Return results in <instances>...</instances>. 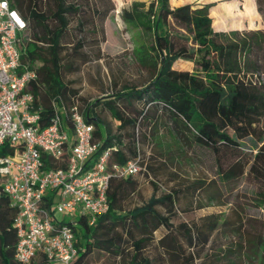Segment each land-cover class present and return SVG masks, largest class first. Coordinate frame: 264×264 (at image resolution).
I'll list each match as a JSON object with an SVG mask.
<instances>
[{"label":"trees","instance_id":"trees-1","mask_svg":"<svg viewBox=\"0 0 264 264\" xmlns=\"http://www.w3.org/2000/svg\"><path fill=\"white\" fill-rule=\"evenodd\" d=\"M8 1L26 22L21 63L36 73L29 88L31 111L39 113L40 127L49 124L52 101L61 100L66 106L77 103L85 120L94 126V141L100 143L92 160L115 147L111 163L123 165L140 155L146 168L140 175L147 176L157 170L149 162L153 161L149 151L157 139L168 136L183 150L214 156L218 177L225 184L245 173L260 184L251 196L261 216L243 217L242 204L236 207L235 218L210 214L186 221L178 215L185 212L179 209L183 194L198 201L201 196L210 203L219 200L222 192L197 179L184 189L171 187L160 196L153 195L146 204L126 210L124 203L136 193L138 181L135 177L113 178L106 196L108 212L93 226L78 219L75 236L79 249L73 264H86L95 253L120 257L123 264H264V145L258 146L264 143L259 131L264 123V30L215 31L209 15L213 3L171 8L169 0H153L148 5L133 1L122 10L121 19L140 30L146 40L136 59L148 71L149 80L142 88L125 87L123 92L114 91L81 108L77 92L63 77L78 70L76 60L80 57L87 61L80 53L89 32L87 21L80 19L72 34L69 29L70 20L79 16L82 7L67 0H48L51 6L44 10L45 0ZM255 4L264 19V0H255ZM110 10L96 12L104 20ZM233 12L227 5L221 8L219 19ZM66 48H70L68 58ZM178 60L191 63L192 69L174 71L172 66ZM105 113L117 124L114 130L103 123ZM66 124L71 131L69 121ZM244 140L256 149L250 164L240 155ZM11 152L7 145L0 147L1 156ZM43 159L47 162V156ZM167 159L171 165L172 157ZM62 166L49 163L52 168ZM230 195L226 194L238 197ZM202 207L199 204L197 208ZM14 215L9 198L0 194V264H20L14 258ZM40 257L38 264H49Z\"/></svg>","mask_w":264,"mask_h":264},{"label":"built area","instance_id":"built-area-1","mask_svg":"<svg viewBox=\"0 0 264 264\" xmlns=\"http://www.w3.org/2000/svg\"><path fill=\"white\" fill-rule=\"evenodd\" d=\"M25 33L18 10L0 0V147L12 150L0 155V194L15 209L17 262L29 264L43 256L49 264H73L79 249L76 216L93 226L109 210L111 179L135 177L146 168L140 155L123 165L111 163L115 147L92 160L100 143L77 103L52 101L49 124L40 127L39 113L31 111L29 88L36 73L21 63ZM49 163L64 166L52 168Z\"/></svg>","mask_w":264,"mask_h":264},{"label":"rangeland","instance_id":"rangeland-1","mask_svg":"<svg viewBox=\"0 0 264 264\" xmlns=\"http://www.w3.org/2000/svg\"><path fill=\"white\" fill-rule=\"evenodd\" d=\"M133 1L144 2L148 5L153 0H103L108 6L100 4L99 0H67L68 3H75L82 7L79 16H75L70 20L69 29L71 34L80 19L87 21L85 28L89 31L88 33L85 32V46L80 51L86 56L87 61L84 62L80 57L76 60L78 70L66 72L63 77L65 84L77 92L81 108L85 107L87 103H93L95 100L114 91H120L125 87L142 88L149 80L148 71L143 69L136 59V54L140 51V47L146 44V40L142 38L140 30L132 28L121 19L122 10L127 9ZM224 2H227L226 5L232 6L234 15L228 17L222 15L223 19L221 21L218 14L224 6ZM207 3L214 4L209 11V15L215 31L223 29L222 27H235L236 25H242L243 28L250 27L264 30V19L261 18L262 22L259 20L255 23L250 18L252 14L250 0H169L171 8L182 4L197 6ZM49 6H51L50 2L45 0L44 10ZM107 7L111 10L102 20L101 14L97 15V12H102ZM242 15L245 18L239 19L238 17ZM234 17L235 22H232ZM69 54L70 48H66L64 55L68 58ZM172 67L174 71H179L192 69V64L177 62ZM100 128H102L104 136V127L101 126ZM259 131H261L260 136H264V123H262ZM255 141L259 142V139L256 138ZM243 143L244 146L240 155L244 162L250 164L256 149L253 148L254 146L249 140H244ZM261 145H264V143L258 144L259 147ZM144 151L147 153L148 149L144 147ZM149 153L153 154V161L149 162L157 170L154 173L149 172L147 176H135L138 181V189L124 203L126 210L146 204L153 195L160 196L162 193L168 192L171 187L184 189L192 181L201 179L209 182L212 186H216L222 192L221 198L209 203L201 196H199L200 201H198V199L194 200L195 197L189 198L183 194L179 209H185V212L178 213L180 218L190 221L197 220L205 215L216 214L220 219H231L235 218V210H238V205L242 204L245 207L243 217L261 216L262 212L256 208L257 206H255L251 196L260 187L254 176L245 173L232 183L225 184L218 177L214 156L201 150H183L179 148L173 138L168 136H161L157 139ZM168 156L173 159L171 165L168 163ZM161 161H166L167 166H161ZM152 183L156 185L157 189L154 188ZM230 193L237 194L238 197L231 198ZM226 194L230 196H226ZM199 204L204 207L198 209ZM158 210L162 212L161 208H158ZM76 217L78 220L79 216ZM69 219V217H65V221ZM159 234L160 232L156 236H159ZM220 240L221 243H226L224 238H220ZM40 261L41 257L39 256L29 264H38ZM86 264H123V261L120 257L95 253L87 260Z\"/></svg>","mask_w":264,"mask_h":264},{"label":"crops","instance_id":"crops-1","mask_svg":"<svg viewBox=\"0 0 264 264\" xmlns=\"http://www.w3.org/2000/svg\"><path fill=\"white\" fill-rule=\"evenodd\" d=\"M250 3H251V7H252V14L250 16L251 20L254 21L255 23L256 22H259V20H260V22H262L261 17L259 15L258 11H257V7H256V4H255V0H250ZM226 4H227V2H224V6L222 8H225L227 6ZM178 6H181V5H177L176 7H178ZM238 18L239 19H241V18L243 19V18H245V16L242 15V16H239ZM241 26L242 25H236L235 27H222L223 29H218L217 31L228 32V31H233V30L249 31V30H258L259 29V28H250V27L243 28ZM177 62H185V61L178 60L175 63H177ZM174 64H173V66H174ZM172 69H174V68L172 67ZM185 70H189L190 71L191 69H182V70H179V71H185ZM116 92H123V91L120 90V91H116ZM101 117L103 119V123H105L107 126L111 127L113 130L115 129V127H116L117 124L113 121V119L111 118V116L109 114H106L105 113ZM101 126H103V125L100 124L99 127H101ZM100 129H102V128H100Z\"/></svg>","mask_w":264,"mask_h":264}]
</instances>
